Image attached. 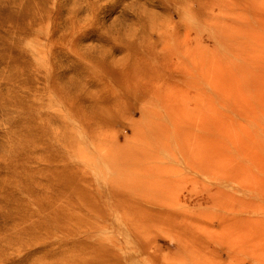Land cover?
I'll list each match as a JSON object with an SVG mask.
<instances>
[{
  "label": "rangeland",
  "instance_id": "obj_1",
  "mask_svg": "<svg viewBox=\"0 0 264 264\" xmlns=\"http://www.w3.org/2000/svg\"><path fill=\"white\" fill-rule=\"evenodd\" d=\"M0 264H264V0H0Z\"/></svg>",
  "mask_w": 264,
  "mask_h": 264
}]
</instances>
